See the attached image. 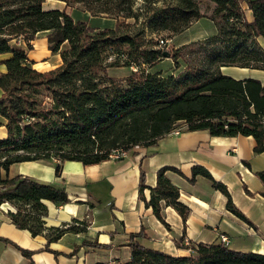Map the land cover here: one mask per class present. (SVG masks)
<instances>
[{
    "label": "trees",
    "instance_id": "16d2710c",
    "mask_svg": "<svg viewBox=\"0 0 264 264\" xmlns=\"http://www.w3.org/2000/svg\"><path fill=\"white\" fill-rule=\"evenodd\" d=\"M44 1L0 0V56H9L0 61L5 68L0 72V126L6 130V137L0 138V205L13 207L7 215L17 229L32 237L45 231L46 250L66 232H83L86 223L45 229L43 201L65 205L70 200L62 187L24 176L2 178L14 163L54 158V174L59 176L65 161L94 165L109 160L118 148L130 152L152 146L179 122L186 131L207 130L216 137L251 136L254 153L264 152V84L220 71H264V49L256 40L264 38V0L246 2L250 22L242 0H204L213 5L208 16L200 13L202 0H143L139 14L132 9L135 0H73L93 17L114 18L113 28L103 29L74 21L65 11H44ZM202 17L214 24L215 34L175 49L168 58L151 41L164 33L177 35ZM38 33H45L48 50L60 58V65L46 72L35 70L19 49L22 42L31 50L30 41ZM165 59L171 60L174 71L180 61L183 69L166 74L156 68ZM109 68L131 69L118 78L108 75ZM168 171L178 172L159 169L148 199L140 173L138 196L162 223L165 207L185 222L188 209L178 201ZM197 175L209 179L226 197V208L245 220L222 184L202 167L192 168V180ZM256 176L264 185V172ZM141 237L142 231L130 235L126 263L95 264H264V255L234 252L221 243L198 244L189 256L175 257L141 246L135 240ZM14 247L30 260L31 251Z\"/></svg>",
    "mask_w": 264,
    "mask_h": 264
},
{
    "label": "crops",
    "instance_id": "0c3cea01",
    "mask_svg": "<svg viewBox=\"0 0 264 264\" xmlns=\"http://www.w3.org/2000/svg\"><path fill=\"white\" fill-rule=\"evenodd\" d=\"M247 1L242 0V8L250 22L252 17ZM207 7L208 13L201 9L200 13L208 16L213 5L209 3ZM42 9L65 11L73 19L77 12L93 20L96 18L73 0H45ZM202 21L211 23L212 29L203 30ZM215 32L214 24L202 17L168 39L173 49H177L213 36ZM256 40L264 49V38ZM21 43L19 49L25 50L35 70L46 72L60 65L59 55L47 49L45 33L36 34L30 41L31 50H26ZM51 56H55L52 64L49 63ZM8 57L1 55L0 61ZM4 71V66L0 65V72ZM220 71L236 80L252 78L264 84V71L234 67ZM177 72L170 71L172 74ZM5 137V127L0 126V138ZM254 146L251 136L216 137L207 130L186 131L179 122L156 144L135 147L120 160H106L94 165L65 161L59 176L54 174V158L14 163L7 172L1 173L2 178L24 176L62 187L70 200L65 205L43 201L47 209L43 218L45 229L78 228L80 222H85L86 228L83 232L64 233L46 250L45 231L32 237L28 231L17 229L7 215L13 207L1 204L0 264H29L30 261L32 264L126 263L130 259V235L141 231L144 237L135 239L141 246L175 257L189 256L190 248L198 244H220L223 236L229 240V250L264 255V185L256 176V173L264 172V152L254 153ZM163 167L178 171H168L167 177L178 189V201L188 209L185 222L173 208L165 207L164 224L139 199L140 173L144 174L146 186L143 195L148 199L149 188L156 184V173ZM193 167H202L215 182L226 188L233 206L245 220L226 208V197L214 189L209 179L197 175L192 180ZM93 243L97 246L92 247ZM14 245L31 251L30 260Z\"/></svg>",
    "mask_w": 264,
    "mask_h": 264
},
{
    "label": "rangeland",
    "instance_id": "374dc122",
    "mask_svg": "<svg viewBox=\"0 0 264 264\" xmlns=\"http://www.w3.org/2000/svg\"><path fill=\"white\" fill-rule=\"evenodd\" d=\"M160 3L161 2L159 1L156 4L160 5ZM207 5H209V2H206L204 0L201 1L200 9H201L202 12L208 13L209 7H207ZM144 6H145V2L143 0H135L132 9H133V11L136 14H139V13L142 12L141 8H143ZM80 7L83 8L81 5H80ZM71 8H74V6L71 7ZM95 17L96 18L93 20L90 17L89 18L85 17L81 12H77V13L74 14V19H76L75 21H77V22H85L91 28L92 27L100 28V29L113 28V26L115 24L114 18L104 17L106 19L101 20V18H103V17H100V16H95ZM118 19H119V21H122V22H124L126 24H133L134 23L133 19L123 18V17H119ZM141 21H142V19H139L138 24ZM201 25H203L202 26L203 30L212 29V25L208 21H202ZM179 37H183V36H179ZM168 38L169 37H167V34H162V35H159V36H156V37L152 38L151 41H152L153 44H156V45L158 44L156 46V48H159V49L163 50L164 52H168L170 54L175 49H173L172 42ZM54 60H55V56H51V58L49 59V63L52 64L54 62ZM173 66H174L173 63H171L168 59H165L162 62L158 63L156 65V68L161 69V70H163V72L168 74L170 71L174 70ZM130 69H127V68H109L107 73H108L109 76L122 78V77L127 76L130 73ZM142 69H144V68H142ZM145 69H146V67H145ZM182 69H183V63L180 61V68H179L178 71H180ZM134 70H135V68L133 67L132 71H134Z\"/></svg>",
    "mask_w": 264,
    "mask_h": 264
},
{
    "label": "built area",
    "instance_id": "2783aa9c",
    "mask_svg": "<svg viewBox=\"0 0 264 264\" xmlns=\"http://www.w3.org/2000/svg\"><path fill=\"white\" fill-rule=\"evenodd\" d=\"M128 154V152L126 150H123L121 148H118V149H115L113 150L110 154H109V160H120L124 157H126ZM55 162L57 163L58 160L55 159ZM221 240V244L225 246V244H228L229 243V240L227 237L223 236L220 238Z\"/></svg>",
    "mask_w": 264,
    "mask_h": 264
},
{
    "label": "water",
    "instance_id": "95a60500",
    "mask_svg": "<svg viewBox=\"0 0 264 264\" xmlns=\"http://www.w3.org/2000/svg\"><path fill=\"white\" fill-rule=\"evenodd\" d=\"M163 57L168 58L169 57V53L168 52H163Z\"/></svg>",
    "mask_w": 264,
    "mask_h": 264
},
{
    "label": "bare ground",
    "instance_id": "6f19581e",
    "mask_svg": "<svg viewBox=\"0 0 264 264\" xmlns=\"http://www.w3.org/2000/svg\"><path fill=\"white\" fill-rule=\"evenodd\" d=\"M226 246L228 245V244H225Z\"/></svg>",
    "mask_w": 264,
    "mask_h": 264
}]
</instances>
